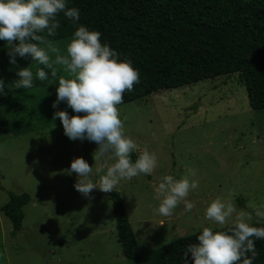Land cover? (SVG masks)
Returning <instances> with one entry per match:
<instances>
[{
	"label": "rangeland",
	"instance_id": "rangeland-1",
	"mask_svg": "<svg viewBox=\"0 0 264 264\" xmlns=\"http://www.w3.org/2000/svg\"><path fill=\"white\" fill-rule=\"evenodd\" d=\"M71 39L51 41L57 49L49 53L53 61L57 54L66 55ZM37 66L30 56H18L14 65L1 61L0 79L5 88H13L18 69L35 72ZM53 67L56 76H49L47 86L24 90L2 103L8 122L22 133L0 137V208L7 192H27L31 201L23 207L21 228L14 235L0 210V264H128L120 253L107 193L96 189L84 196L74 187L75 174L66 172L73 158L82 157L93 167V182L103 174L95 171L97 145L68 139L54 118L57 110L73 112L64 102L52 107L58 79L70 75L60 65ZM117 108L125 135L137 144L134 152L147 149L157 157L150 180L138 176L115 189L142 251L204 227L232 225L239 214L257 221L255 212L264 211V109L249 106L236 75L163 89ZM189 171L194 172L189 179L199 182L187 197L194 207L185 212L181 203L171 216H159L155 188L165 175L178 179ZM216 198L236 209L224 226L204 218Z\"/></svg>",
	"mask_w": 264,
	"mask_h": 264
},
{
	"label": "trees",
	"instance_id": "trees-1",
	"mask_svg": "<svg viewBox=\"0 0 264 264\" xmlns=\"http://www.w3.org/2000/svg\"><path fill=\"white\" fill-rule=\"evenodd\" d=\"M67 7L80 10L79 20L73 23L60 13L56 35H41L52 44L72 36L79 25L99 31L101 42L115 49L119 59L130 60L139 73V83L131 92H124L119 105L142 100L163 89L236 75L245 88L249 106L264 109V0H68ZM1 61H9L5 41H0ZM49 81H35L34 87H45ZM24 90L14 86L5 88L0 95V137L22 133L17 124L8 122L2 103L12 101ZM139 154L132 152L131 160L135 161ZM146 178L150 180V176ZM7 195L0 210L14 235L21 228L23 207L31 198L27 192ZM107 195L120 253L128 264H192L185 250L197 242L201 231L142 251L119 193ZM252 224L264 226V221ZM230 226L213 229L226 231ZM255 245L258 256L253 264H264V240L255 241Z\"/></svg>",
	"mask_w": 264,
	"mask_h": 264
},
{
	"label": "clouds",
	"instance_id": "clouds-1",
	"mask_svg": "<svg viewBox=\"0 0 264 264\" xmlns=\"http://www.w3.org/2000/svg\"><path fill=\"white\" fill-rule=\"evenodd\" d=\"M67 3L68 0H0V41L8 45L10 64H16L17 56H30L38 65L35 72L29 67L17 70V89H31L35 81L43 82L49 75L55 77L53 63L70 74L58 79L52 107L55 109L58 103L64 102L73 114L57 110L54 118L60 120L68 139L87 140L97 145L93 159L99 166L95 171L103 174L93 182L90 178L93 167L82 157L73 158L66 172L75 174L74 187L84 196L96 189L109 193L115 191L121 181L150 176L157 166L155 153L147 149L140 152L135 161L131 160L130 154L137 150V144L125 135L117 108L123 102L124 92H131L139 83V73L130 60L119 59L115 49L101 42L99 31L84 25L76 27L66 46V55L57 54L53 61L49 53H56L57 49L41 33L48 37L56 35L60 13L73 23L79 20L80 10L67 7ZM4 88L5 82L0 79V95L4 94ZM106 160L113 162L107 164ZM193 175L194 172L189 171L178 179L173 175L163 177L154 195L159 216H171L181 203L185 212L192 210L194 205L187 197L199 188L197 180L189 179ZM235 211L230 201L216 198L206 207L204 218L224 226ZM255 216L257 223L264 221V211L257 210ZM251 219L244 214L236 215L226 231L204 227L196 237L197 242L190 244L185 254H190L192 264H253L258 256L255 241L264 240V226H254Z\"/></svg>",
	"mask_w": 264,
	"mask_h": 264
}]
</instances>
